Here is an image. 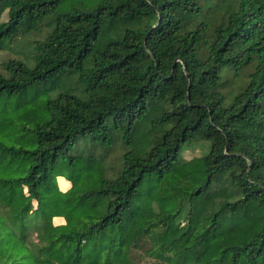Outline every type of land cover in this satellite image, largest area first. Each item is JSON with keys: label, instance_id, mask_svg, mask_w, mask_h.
<instances>
[{"label": "trees", "instance_id": "trees-1", "mask_svg": "<svg viewBox=\"0 0 264 264\" xmlns=\"http://www.w3.org/2000/svg\"><path fill=\"white\" fill-rule=\"evenodd\" d=\"M61 2L0 0V264H264V0Z\"/></svg>", "mask_w": 264, "mask_h": 264}, {"label": "rangeland", "instance_id": "rangeland-1", "mask_svg": "<svg viewBox=\"0 0 264 264\" xmlns=\"http://www.w3.org/2000/svg\"><path fill=\"white\" fill-rule=\"evenodd\" d=\"M98 5V0H62L57 12L59 14H70L75 12L90 13ZM3 19L5 17L3 16ZM11 57L8 53L0 54V59ZM24 62L28 66H32L31 61L25 59ZM33 90V89H32ZM30 90L28 95H24L20 98H10L9 100L1 103L0 109L4 110L2 112H9L10 118L14 122V125L24 128V133L27 134L23 137V132L21 133V139L23 140L29 134L30 129L41 121L47 120V112L45 110V97L43 93H38L36 91ZM229 103V99L225 100V104ZM3 104V106H2ZM5 104V105H4ZM30 137V136H29ZM26 138L25 141H21V144L30 147L34 143H30V138ZM206 144V150L202 148V143L192 142L186 145L182 151H180L179 156L183 159H190L193 157L200 156L209 149V142L201 141ZM202 148V149H201ZM61 174L68 175L65 170H61ZM143 264V263H141Z\"/></svg>", "mask_w": 264, "mask_h": 264}]
</instances>
